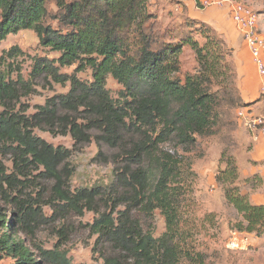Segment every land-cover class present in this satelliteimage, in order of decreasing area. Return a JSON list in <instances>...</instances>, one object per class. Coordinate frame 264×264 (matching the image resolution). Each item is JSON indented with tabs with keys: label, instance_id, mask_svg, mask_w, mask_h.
Here are the masks:
<instances>
[{
	"label": "trees",
	"instance_id": "obj_1",
	"mask_svg": "<svg viewBox=\"0 0 264 264\" xmlns=\"http://www.w3.org/2000/svg\"><path fill=\"white\" fill-rule=\"evenodd\" d=\"M51 2L57 6L53 15L48 9ZM149 8V0H0V41L11 33L34 31L42 45L60 56L38 58L33 74L71 85L66 94L48 99L27 116L16 113L13 106L24 94L26 83L12 79L11 71L0 72V147L12 152L19 171L32 164L42 167L56 181L55 194L68 207L97 214L90 229L97 236L95 248L104 264H181L182 258L199 262L177 241L183 189L177 185L180 160L177 153L162 146L174 142L191 148L196 135L210 132L223 102L214 86H220L227 98L234 94L239 98L237 75L230 72L234 66L231 48L228 46L226 59L218 55V44L201 46L187 31L175 37L176 31L163 29ZM49 19L57 22V28ZM185 45L198 53L201 69L186 75L182 82L178 73ZM72 65H77L78 71L90 68L93 81L83 82L76 75L60 72L61 66ZM109 75L124 87L122 104H117L106 88ZM236 105L248 106L240 99ZM79 115L85 124L79 122ZM35 128L53 135L71 133L81 141H89L88 130L97 129L99 138L110 145L126 143L131 164L120 175L121 191L105 192L99 187L65 191L59 167L68 151L36 136ZM220 159L226 167L216 179L224 186L227 202L241 216L235 229L264 235V204H253L249 195L241 192L233 156L223 151ZM14 181L0 161L3 196V182L12 185ZM12 201L22 214L21 221L28 219L32 207L15 198ZM156 209L166 220V231L160 237L145 227ZM5 216L0 212V229L5 230L0 234V258L8 255L16 264H39L29 248L8 233L15 229L7 227ZM41 254L51 263L70 264L57 250H42Z\"/></svg>",
	"mask_w": 264,
	"mask_h": 264
},
{
	"label": "rangeland",
	"instance_id": "obj_2",
	"mask_svg": "<svg viewBox=\"0 0 264 264\" xmlns=\"http://www.w3.org/2000/svg\"><path fill=\"white\" fill-rule=\"evenodd\" d=\"M185 1L149 0V9L156 13L157 21L163 29L176 31L175 37L187 31L194 40L200 42L201 46L206 42L210 43V46L211 43L218 44V55L222 54L229 59V45L217 28L206 20L190 17ZM193 1H195V9L206 14V17H208L206 13L208 8L212 7L221 10L217 12H224L231 20L232 5L240 3L254 11L257 24L264 23V0H217L221 4L205 8L202 4L203 0ZM48 9L53 15L57 6L51 2ZM49 20V23L57 28V22ZM233 24L236 27L234 22ZM257 24V35L264 39L257 31ZM9 52L12 54L9 55ZM59 56V52L42 45L37 34L32 30L11 33L0 41V72L11 71L12 79H21L26 83L24 94L13 104L16 113L31 116L48 99L66 94L70 90V82L63 85L54 82L45 74L41 76L33 74L34 64L38 58L53 60ZM198 56L191 46L182 47L178 73L182 82L185 81L186 75L200 71ZM60 72L76 75L83 82L93 81L90 68L78 71L77 65L61 66ZM219 87L214 86L213 89L218 92L220 90L223 102L217 109V115L213 117L210 132L202 136L196 135L197 142L191 148L177 146L174 142H166L162 146L172 153H177L180 160L177 185H181L183 189L180 196L177 241L180 247L187 249L199 260V262L197 259L191 262L182 258L181 264H264V235L259 236L256 233L235 229L234 223L240 220L241 216L227 202L224 186L216 179L217 174L226 167V163L220 159L223 151L233 156L234 161L239 159L245 162L249 159L254 134L258 128L248 125L246 119L240 117L239 111L245 110L253 116L264 115V111L259 109L254 113L245 109L252 104H247L246 107L237 106L239 98L235 94L227 98L224 90ZM106 88L117 104L124 102V87L111 75L107 78ZM78 117L80 123H86L81 118L83 115ZM34 133L54 147L67 149L69 156L59 167L65 191L74 193L80 189L94 187H99L105 192L121 191L120 175L124 168L131 164L127 161L126 143L119 146L110 145L99 138L101 134L97 129L88 130L92 136L89 141L77 140L71 133L53 135L40 128H35ZM129 137L132 139L133 135ZM2 148L0 147V161L4 165L6 174L15 178L12 185L3 182L6 196H3L0 190V212L6 215L7 227L15 229L14 233L12 231L8 233L22 241L39 264H54L43 258L42 250H57L66 256L70 264H104L101 253L95 248L97 236L93 235L90 229V224L97 214L89 210L80 213L68 207L55 194L56 181L48 177L42 167L32 164L19 171L14 164L12 152ZM239 175L240 180L237 184L242 193L251 190L264 192V180L259 175L249 177L246 182L245 178ZM12 198L32 207L28 219L21 221L22 214ZM145 227L151 228L155 237L163 235L166 231V220L159 209L154 210L152 218ZM4 231L0 229V234ZM16 262L15 258L8 255L0 258V264H16Z\"/></svg>",
	"mask_w": 264,
	"mask_h": 264
},
{
	"label": "crops",
	"instance_id": "obj_3",
	"mask_svg": "<svg viewBox=\"0 0 264 264\" xmlns=\"http://www.w3.org/2000/svg\"><path fill=\"white\" fill-rule=\"evenodd\" d=\"M194 2L193 0L185 1L189 16L212 23L233 52L234 66L230 71L235 72L237 75L236 86L240 102L252 104L245 109L252 110L254 113L259 109L264 111V98L261 95L264 79L257 69L250 46L224 12H217L221 10H215L210 7L211 9L208 8L206 12L208 13V17H206V14L195 9ZM257 31L264 37V23L257 24ZM253 141L248 155L249 159L245 162L239 161V159L237 161L239 172L244 178L257 174L264 180V133L259 128L255 131ZM260 191L262 190L260 189ZM246 192L253 204H264V192L253 190Z\"/></svg>",
	"mask_w": 264,
	"mask_h": 264
},
{
	"label": "built area",
	"instance_id": "obj_4",
	"mask_svg": "<svg viewBox=\"0 0 264 264\" xmlns=\"http://www.w3.org/2000/svg\"><path fill=\"white\" fill-rule=\"evenodd\" d=\"M202 4L205 8L221 4V2L217 0H203ZM231 17L240 34L250 46L257 69L264 79V39L260 38L256 32V14L247 6L235 3L232 5ZM261 94L264 96V81L261 87ZM239 115L243 119H246L248 125L257 127L264 133V115H249L245 110L239 111Z\"/></svg>",
	"mask_w": 264,
	"mask_h": 264
}]
</instances>
